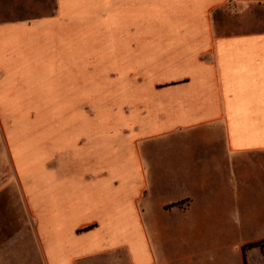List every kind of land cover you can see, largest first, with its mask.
I'll use <instances>...</instances> for the list:
<instances>
[{
  "label": "crops",
  "instance_id": "0c3cea01",
  "mask_svg": "<svg viewBox=\"0 0 264 264\" xmlns=\"http://www.w3.org/2000/svg\"><path fill=\"white\" fill-rule=\"evenodd\" d=\"M33 4L52 10L0 17V114L83 124L60 119L48 180L20 183L41 264H264L242 251L264 240V29L236 18L264 0Z\"/></svg>",
  "mask_w": 264,
  "mask_h": 264
},
{
  "label": "rangeland",
  "instance_id": "374dc122",
  "mask_svg": "<svg viewBox=\"0 0 264 264\" xmlns=\"http://www.w3.org/2000/svg\"><path fill=\"white\" fill-rule=\"evenodd\" d=\"M5 1L0 0V17L27 18L41 16L52 10L51 5L33 4L34 0H9L8 4ZM16 1L18 4L13 5L17 3ZM11 6L15 11H11ZM236 18L244 24L243 27L253 30L264 29V9L252 7L242 14L236 13ZM5 103L8 108L22 106L23 111L19 110L18 113L24 114L13 115L10 109L3 111V115L0 114V161H3L0 189L7 184L4 190H8L7 209L3 208L2 213L5 219L2 223L6 225V231L3 239H0V258H4L5 264H41L40 250L34 232L35 221L23 201L20 183L22 187L24 186V191L29 193L33 181L48 180L50 176L48 143L55 134L54 130L59 120H66V124L69 125L73 122L77 129H81L83 124L79 120L82 117L57 118L33 115L32 109L35 105L33 101L20 104L9 101ZM84 110L87 114L92 116L97 114L100 118V101L88 102ZM38 152H43L44 156L46 153V160H34ZM157 152L160 154V150ZM145 160H148L146 156ZM165 160L170 159L165 157ZM249 207L254 206L249 204ZM252 235L254 234H250Z\"/></svg>",
  "mask_w": 264,
  "mask_h": 264
},
{
  "label": "trees",
  "instance_id": "16d2710c",
  "mask_svg": "<svg viewBox=\"0 0 264 264\" xmlns=\"http://www.w3.org/2000/svg\"><path fill=\"white\" fill-rule=\"evenodd\" d=\"M88 229H90V228H86V229H84L83 231H86V230H88ZM252 247H260V248H264V240L259 241V242L250 243V244L244 246V247L242 248V251L245 252V250L250 249V248H252Z\"/></svg>",
  "mask_w": 264,
  "mask_h": 264
}]
</instances>
